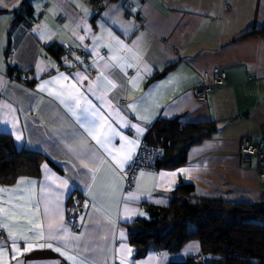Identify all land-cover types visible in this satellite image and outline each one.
Returning <instances> with one entry per match:
<instances>
[{
    "label": "crops",
    "instance_id": "1",
    "mask_svg": "<svg viewBox=\"0 0 264 264\" xmlns=\"http://www.w3.org/2000/svg\"><path fill=\"white\" fill-rule=\"evenodd\" d=\"M99 1L28 0L32 18L14 23L23 0H0V133L48 159L38 177L0 182V264H169L199 241L133 259L129 227L180 182L194 186L191 203L264 201L255 157L244 167L239 155L244 136L264 151V37H243L264 26V0ZM50 44L81 51L87 66ZM214 67L224 84L198 102L190 89ZM174 118L214 130L182 164L139 171L125 191L122 172L151 125ZM71 201L76 229L64 222Z\"/></svg>",
    "mask_w": 264,
    "mask_h": 264
},
{
    "label": "trees",
    "instance_id": "2",
    "mask_svg": "<svg viewBox=\"0 0 264 264\" xmlns=\"http://www.w3.org/2000/svg\"><path fill=\"white\" fill-rule=\"evenodd\" d=\"M23 18H32L28 0H23L13 22ZM245 36L264 37V26ZM46 50L57 59L63 53V48L55 44L48 45ZM213 130L211 123L181 124L175 118L157 120L143 141L163 152L157 163L159 167L174 168L185 161L191 144ZM46 159L39 151L16 148L9 135L0 133V182L12 183L19 176L38 177L41 163ZM194 196V186L180 182L166 206L154 207L147 217L136 218L129 227L133 259L143 257L151 249L175 253L184 242L197 239L205 259L187 256L169 264H264V201L230 204L216 197H197L191 203L189 198Z\"/></svg>",
    "mask_w": 264,
    "mask_h": 264
},
{
    "label": "built area",
    "instance_id": "3",
    "mask_svg": "<svg viewBox=\"0 0 264 264\" xmlns=\"http://www.w3.org/2000/svg\"><path fill=\"white\" fill-rule=\"evenodd\" d=\"M92 6L97 7L100 5L99 0H92ZM62 17L59 16L60 20ZM14 53L13 49L8 51V55ZM63 56L66 63L71 65L74 59H78L79 63L86 64V55L77 49H72L70 47H63ZM10 78L19 82L25 81L28 76L24 73L16 75L11 73ZM226 79V73L218 67L212 68L210 71H205L201 75V81L197 85L191 87L190 91L194 99L198 102H203L206 100L208 94L214 91L217 87L224 84ZM239 155L241 160V165L247 167L250 165L252 157L256 159V167L258 169V178L260 183L264 186V151L259 150L258 143L252 141L249 137H242L240 140ZM163 152L154 146L148 145L145 141H141L140 146L126 165L123 170V185L124 190L128 191L132 189L134 180L139 171H155L159 168L158 161L162 158ZM81 213L80 204L71 201L68 203L66 214L64 217L65 224L70 229H76L78 226L79 216ZM4 231L0 227V239H4ZM204 253H198L195 256L196 260L205 259Z\"/></svg>",
    "mask_w": 264,
    "mask_h": 264
},
{
    "label": "rangeland",
    "instance_id": "4",
    "mask_svg": "<svg viewBox=\"0 0 264 264\" xmlns=\"http://www.w3.org/2000/svg\"><path fill=\"white\" fill-rule=\"evenodd\" d=\"M198 253H201V250H200V252H198ZM198 253H197V254H198ZM197 254H196V255H197ZM196 255H194L193 257L195 258Z\"/></svg>",
    "mask_w": 264,
    "mask_h": 264
},
{
    "label": "snow or ice",
    "instance_id": "5",
    "mask_svg": "<svg viewBox=\"0 0 264 264\" xmlns=\"http://www.w3.org/2000/svg\"><path fill=\"white\" fill-rule=\"evenodd\" d=\"M17 139H19V137H17ZM174 175V174H173Z\"/></svg>",
    "mask_w": 264,
    "mask_h": 264
}]
</instances>
